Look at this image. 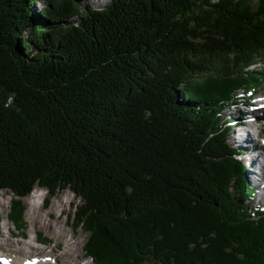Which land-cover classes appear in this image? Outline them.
Instances as JSON below:
<instances>
[{
  "label": "trees",
  "instance_id": "obj_1",
  "mask_svg": "<svg viewBox=\"0 0 264 264\" xmlns=\"http://www.w3.org/2000/svg\"><path fill=\"white\" fill-rule=\"evenodd\" d=\"M262 87L264 0H0L11 221L37 186L69 190L93 264H264V209L221 124Z\"/></svg>",
  "mask_w": 264,
  "mask_h": 264
},
{
  "label": "rangeland",
  "instance_id": "obj_2",
  "mask_svg": "<svg viewBox=\"0 0 264 264\" xmlns=\"http://www.w3.org/2000/svg\"><path fill=\"white\" fill-rule=\"evenodd\" d=\"M111 2V0H82V3L84 5H89L91 8H95V9H101L107 5H109ZM41 6V4H37V7L39 8ZM249 70L254 71V72H262V65H259L258 68L256 69L255 66L251 67ZM246 89V88H245ZM181 90V87L179 89V91ZM244 93H246L245 91L241 92L238 94L237 98H239L241 96V94L243 95ZM260 95H264V87L261 88V92L259 93V95L257 97H259ZM248 96V95H247ZM256 97V98H257ZM243 98H247V97H243ZM179 100L182 101L183 100V96L181 94H179ZM233 104V105H232ZM230 104V106H225L223 108L222 111V116H223V120L221 122V124L223 123L224 120L228 118L230 113L228 110L230 111H239L244 112V110H242L243 108L238 107L237 105H235V103ZM242 115H248L246 114H242ZM263 117V116H262ZM229 124V123H228ZM264 126V124H263ZM262 126V127H263ZM230 127V126H228ZM264 128V127H263ZM251 130H253V133H255L256 131L260 130L259 124H256L255 127H252ZM263 134V140L261 139L259 141V139L257 138V136H255V139H257V143L259 144V148L258 150L260 151L257 155V162H260V160H262V153L264 152V131L262 132ZM232 137L233 134L231 132V130H229L228 135H227V141L228 143L233 146L234 148H236V150L240 151L241 149L239 148V146H236L235 144H233L232 142ZM245 167H246V171H245V177L247 180V185L248 187H252L253 185H249L248 183V179H250V175L253 176V174L257 172V170L255 169V171H253L254 169V164H250L248 161L244 162ZM248 176V178H247ZM252 179V178H251ZM263 186V190H264V181L261 184V187ZM37 191H39L38 195L39 197H37V199H35V203L34 200L32 202V198L31 197H26L22 199L23 205L25 207V211H24V223H23V227L22 228H18L17 226H15L13 224V222H11V219L9 217L10 213H11V207H12V199H14L13 195L6 191H0V245L3 243H7L8 246H6L5 248V252L6 251H14L16 250L18 247H21L23 244H25V241L20 239V237L18 238H7L8 237V227H9V231L11 230V232L16 234H20L21 236H29V237H33L35 233H37V235H39V237L41 239H45L46 241H49L50 245L44 246L42 247L40 245V248L42 250H45L46 252H49L51 250V248L53 246H55V240L50 239V233L47 231H40L38 229V227L36 229L32 230V227L30 225V223L27 220V214L29 209L32 208V205L30 206V204L34 203L36 206L42 207V213H47L48 209L51 205V203L56 202L57 203V208L53 211L51 217L46 221V223H54L52 226L53 230H59L61 233L66 232L68 237L67 239L70 240L71 239V233L75 234V238L77 240V242H82L84 244V250L82 251V256H80V258L76 261H73L72 259L69 260V262L71 261L72 263H76L77 264H93L92 260L87 257L86 254V249H85V245L87 243L89 234L81 229V228H77L75 226V221H74V215H75V207L76 205L81 204L80 200L75 197V195L69 191V190H64L61 192H58V194H56L53 197H48V193L44 188L41 187H36L35 188ZM260 190H257L255 192V196H254V200L253 201H245L244 204L245 205H250L251 207H256L258 205L259 208L264 209V204L260 203ZM48 198V199H47ZM257 202L259 204H257ZM60 215V216H59ZM10 221V222H9ZM56 223H58V225H56ZM16 228V229H15ZM49 233V234H48ZM1 235H4V237L2 238ZM14 243H20L21 246L17 245L14 246ZM37 248H35L30 255L33 256L35 254H37ZM61 248H65L64 243L61 245ZM44 260V259H43ZM45 261H50V264L54 263V260L52 258H47L45 259ZM70 262V263H71ZM60 264H66L63 261L60 262ZM143 264H160L159 262L153 261V260H147L145 261Z\"/></svg>",
  "mask_w": 264,
  "mask_h": 264
},
{
  "label": "bare ground",
  "instance_id": "obj_3",
  "mask_svg": "<svg viewBox=\"0 0 264 264\" xmlns=\"http://www.w3.org/2000/svg\"><path fill=\"white\" fill-rule=\"evenodd\" d=\"M261 98L264 99V95H261ZM233 100V99H232ZM233 105V104H232ZM240 107V106H238ZM241 108V107H240ZM230 115L228 118H225L229 120L230 127L233 137L232 142L236 146H239L241 149V153L245 156H248L246 159L249 162H254L257 159V154L260 152L258 150L259 144L257 143V139H255V135L251 130L248 129V126L251 124H254L255 122L248 121V118H251V121H258V120H264V112L263 111H254L252 113H247L248 115H242L246 114V112H239V111H230L228 110ZM263 116V117H262ZM264 142V141H263ZM264 176V161H263V170L260 171V173H254L253 176L250 175V179H248L249 185H253L259 190V187L261 186V183L263 181ZM248 178V176H247ZM39 191L36 189L33 190V192L30 194L29 197L32 198V202L37 197ZM260 196V203L264 204V193H262ZM32 205V208L29 209L27 214V220L30 223L32 230L38 229L40 231H47L50 233V239L55 240V246L51 248L49 252H46L45 250H42L40 248H37V254L43 255L44 258H52L56 264H60L61 261H63L66 264H77L69 262L70 259L73 261H76L82 256V251L84 250V244L82 242H77L75 238V234L71 233V239L68 240L67 233L63 232L61 233L59 230H53L52 226L54 223H46V221L51 217L53 211L57 208V203L53 202L51 203L48 212L42 213V207L36 206L35 204ZM58 225V223H56ZM10 233L12 234L11 230ZM48 233V234H49ZM42 242L49 243V241H46L45 239L39 238ZM64 243L65 248H61V245ZM14 246H21L20 243H14ZM8 246L7 243H3L0 245V264L7 263V264H24L27 261H30V253L35 248L27 247L26 245H22L21 247H18L14 251H6L5 248ZM34 264H44L43 262H37L34 260ZM54 264V263H53Z\"/></svg>",
  "mask_w": 264,
  "mask_h": 264
}]
</instances>
